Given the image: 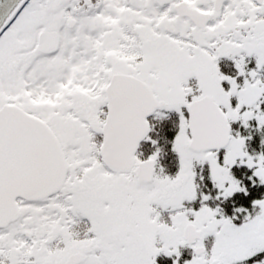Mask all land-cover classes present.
<instances>
[{
	"label": "snow or ice",
	"instance_id": "snow-or-ice-1",
	"mask_svg": "<svg viewBox=\"0 0 264 264\" xmlns=\"http://www.w3.org/2000/svg\"><path fill=\"white\" fill-rule=\"evenodd\" d=\"M0 264H264V0H0Z\"/></svg>",
	"mask_w": 264,
	"mask_h": 264
},
{
	"label": "trees",
	"instance_id": "trees-1",
	"mask_svg": "<svg viewBox=\"0 0 264 264\" xmlns=\"http://www.w3.org/2000/svg\"><path fill=\"white\" fill-rule=\"evenodd\" d=\"M168 135H169V136H171V135H172V133H171V132H169V133H168Z\"/></svg>",
	"mask_w": 264,
	"mask_h": 264
}]
</instances>
